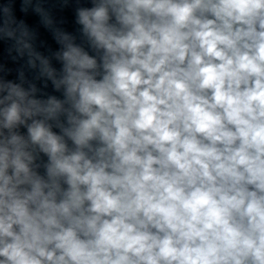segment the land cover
<instances>
[{
  "label": "clouds",
  "instance_id": "clouds-1",
  "mask_svg": "<svg viewBox=\"0 0 264 264\" xmlns=\"http://www.w3.org/2000/svg\"><path fill=\"white\" fill-rule=\"evenodd\" d=\"M48 3L0 0V264H264V0Z\"/></svg>",
  "mask_w": 264,
  "mask_h": 264
},
{
  "label": "water",
  "instance_id": "water-1",
  "mask_svg": "<svg viewBox=\"0 0 264 264\" xmlns=\"http://www.w3.org/2000/svg\"><path fill=\"white\" fill-rule=\"evenodd\" d=\"M4 3H7V0H3ZM82 3H85L86 0H81ZM52 8L54 15L58 19H62L64 21L63 26L70 32L75 31L76 25L74 23V8H75V0L67 7L62 8L61 5L57 2V0H49L47 5ZM90 6V5H87ZM15 14L18 19H25L26 22L33 27H38L39 29V39L42 41H46L47 45L55 50L58 46L53 40L51 34L42 26L39 25V18L32 13H29L25 16L24 13L21 12V0H15ZM8 44L0 41V64H4L7 68L12 69L11 74L8 76V79H16V69L23 64V61L19 63H14L8 56L6 51ZM41 51H45L46 49L41 48ZM49 93L52 92L51 86L47 89ZM58 95V94H57Z\"/></svg>",
  "mask_w": 264,
  "mask_h": 264
}]
</instances>
